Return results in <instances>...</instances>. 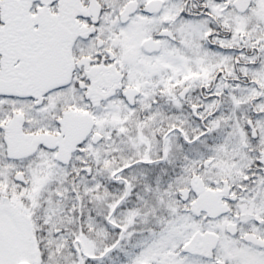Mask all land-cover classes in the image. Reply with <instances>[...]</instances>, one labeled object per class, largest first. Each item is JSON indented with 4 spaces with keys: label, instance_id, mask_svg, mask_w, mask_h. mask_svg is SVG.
<instances>
[{
    "label": "snow or ice",
    "instance_id": "snow-or-ice-1",
    "mask_svg": "<svg viewBox=\"0 0 264 264\" xmlns=\"http://www.w3.org/2000/svg\"><path fill=\"white\" fill-rule=\"evenodd\" d=\"M0 264H264V0H0Z\"/></svg>",
    "mask_w": 264,
    "mask_h": 264
}]
</instances>
